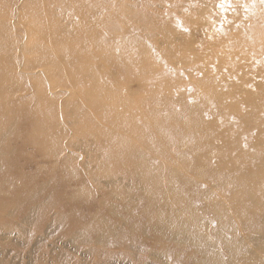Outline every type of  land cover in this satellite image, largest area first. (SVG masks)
<instances>
[{
	"label": "rangeland",
	"instance_id": "1",
	"mask_svg": "<svg viewBox=\"0 0 264 264\" xmlns=\"http://www.w3.org/2000/svg\"><path fill=\"white\" fill-rule=\"evenodd\" d=\"M11 2L0 40V264H264V190L247 184L259 173L264 185V106L246 99L264 94V0ZM42 29L53 56L30 62L41 54L29 38L48 48ZM224 101L220 121L201 111ZM192 114L199 125L210 115L230 147L193 151L216 134H197L184 121Z\"/></svg>",
	"mask_w": 264,
	"mask_h": 264
},
{
	"label": "bare ground",
	"instance_id": "2",
	"mask_svg": "<svg viewBox=\"0 0 264 264\" xmlns=\"http://www.w3.org/2000/svg\"><path fill=\"white\" fill-rule=\"evenodd\" d=\"M3 1H9V4H7L5 7H6V9L4 8V7H2L4 4H2V5H0V40H2L4 37H6L7 36V34H8V26H7V24H8V19L9 18H5V17H10V16H14V14H16L15 12H14V10H13V3L11 2V0H0V3L1 2H3ZM99 2H103V1H105V0H98ZM228 1V0H227ZM249 1V0H248ZM257 2H260V4L262 3V1H257ZM55 3V2H54ZM237 3V2H236ZM79 4H80V1H78L77 3H76V5H74V8H77L78 6H79ZM213 5V4H212ZM211 7V6H210ZM213 7H214V5H213ZM216 7V6H215ZM33 10V6L32 5H29L28 6V11H32ZM205 12H207V11H205ZM204 12V13H205ZM11 14V15H10ZM207 14H208V12H207ZM220 14V13H219ZM22 16V14H20V17ZM209 16V15H208ZM207 17V16H206ZM237 21H238V19H236ZM240 20V19H239ZM235 24V23H234ZM231 28V27H230ZM232 29V28H231ZM42 37H43V39H44V41H48V42H46L47 43V45H48V48H46L45 46H40V44H37L35 41H36V39H34V40H31L30 38H29V42L31 43V46L29 47V49L30 50H35V51H37V53L39 52L40 54H41V57H40V59H30V62H37V63H40V62H43V61H46V60H48L50 57H52L53 55H50V53H48L49 51H50V46H49V44L51 43V40H52V35H53V33L50 31V30H45V29H42V34H40ZM79 49H81L82 51H83V48H79ZM75 51H77L78 49H74ZM55 51V50H54ZM7 51H4V49L1 47V43H0V54L1 55H5V53H6ZM47 52V53H46ZM56 52V54H54L55 55V57H56V55L58 54V56L59 57H62V59L60 60V61H58L59 63H58V66H59V68H60V70H61V72L63 73L64 72V70H65V67H66V70L68 71L67 72V77H68V79L72 82V83H69L70 85H76V82L75 81H77V80H80L81 78L79 77V75H77V74H75L74 73V71H73V69L72 68H70L69 67V65H68V68H67V66H65V60L63 59V57H64V55H65V51H62V52H58V51H55ZM35 53V52H34ZM39 55V54H38ZM25 56V55H24ZM3 57V56H2ZM1 57V58H2ZM31 57V56H30ZM37 57V56H36ZM58 57V58H59ZM9 58V57H8ZM26 58V57H25ZM28 58V57H27ZM32 58H33V56H32ZM23 59V58H22ZM3 60V59H2ZM4 61H6V60H4ZM25 61V60H24ZM67 63V62H66ZM148 64H149V62H148ZM147 64V65H148ZM253 69V68H252ZM246 63H244V64H241L240 65V67H239V70H243L244 72H246V73H248V75L249 74H251V73H253V70H252ZM59 73V72H58ZM58 73H56V75H54V77L55 76H57L58 75ZM51 74V73H50ZM64 74V73H63ZM65 74H66V72H65ZM64 74V75H65ZM9 76V75H8ZM7 76V78H10V77H8ZM52 76V75H51ZM54 77H52V79L54 78ZM59 77H61V75L59 76ZM228 79V78H227ZM9 81V80H8ZM228 81V80H227ZM231 82H233V81H231ZM229 83V82H228ZM235 84V83H234ZM241 86H242V84H240ZM240 85L239 84H235V85H233L232 84V86L233 87H240ZM19 86V85H18ZM21 86V85H20ZM244 86V85H243ZM21 88V87H20ZM20 88H17L18 90L20 89ZM240 89H243V87L242 88H240ZM18 90H15V91H17V92H19ZM246 90V89H245ZM244 90V91H245ZM33 91H34V89H33ZM236 91H237V89H236ZM14 92V91H13ZM237 92H239L240 93V91H237ZM246 92V91H245ZM41 93V92H40ZM242 93H244V92H241L240 94H242ZM17 94V93H16ZM42 94H43V92H42ZM87 94H91L90 92H88ZM87 94H86V92H85V94H84V96L85 97H87ZM14 95V94H13ZM4 96H7V95H4ZM5 98H8V97H5ZM226 99V98H225ZM247 100H249L251 103H252V107H253V110H255V111H260V110H262L263 108H262V106H264V94H256L254 91H251V94H249L248 93V95H247V98H246ZM8 100V99H7ZM47 100V99H46ZM48 100H49V98H48ZM172 100V99H171ZM6 101V100H5ZM174 101H175V99H174ZM179 101V100H178ZM42 102H44V101H42ZM45 103V102H44ZM43 103V104H44ZM6 104H8L7 103V101H6ZM42 104V105H43ZM50 104V103H49ZM226 104H227V101H224L223 102V105H225V107L223 108L224 110H222V111H218V112H212L213 110L212 109H209V107H204V108H202V110L201 111H203L204 113H208V112H210L212 115H214V118H211L212 120H215V122H217V121H220V119H222V118H225V114H226V112H225V108H231L232 107V105H230V104H228L227 106H226ZM44 107H46L45 105H43ZM50 106V105H49ZM53 106V105H52ZM51 106V107H52ZM104 107V106H103ZM197 107V106H196ZM199 107V106H198ZM237 108H238V112L240 111L239 110V107L237 106ZM236 108V106L234 107V109L235 110H232V109H230V110H227L226 109V111H236L237 112V109ZM198 109H200V108H198ZM197 110V109H196ZM46 111V110H45ZM47 112V111H46ZM202 112V113H203ZM47 114H49V113H47ZM202 115V114H201ZM204 115V117L203 116H201L200 118H201V120H203V122H201L200 123V125L199 124H197V122H199V118L197 117L198 115H195V119H194V117H193V114L191 115V116H189L188 117V119L187 118H185L184 117V121L185 122H187L189 125H191V127L194 129V130H196L197 131V134L198 133H201L200 135H203L204 136V138L207 136H211V133L213 134V132L215 133V131L213 130V129H211L210 128V124H208V116H210V115H208V116H206L205 114H203ZM108 117V116H107ZM149 117V116H148ZM198 119H197V118ZM96 118H98V117H96ZM101 118V117H100ZM100 118H98L99 120H100V123H103V122H101V119H105L103 116H102V118L100 119ZM112 118V117H111ZM205 118V119H204ZM210 118V117H209ZM243 118H244V116H243ZM194 119V120H193ZM102 120V121H103ZM108 120V122H110V116H109V118L107 119ZM119 120V119H118ZM155 120V119H154ZM160 121H161V119H159ZM166 120V119H165ZM24 121V120H23ZM105 121V120H104ZM111 121H113V119L111 120ZM115 121H116V119H114V123L113 124H115ZM121 121V120H120ZM160 121H158L159 123H160ZM175 119L173 120V122H171L170 120H166V122L165 121H161V123H160V126H169V123H171V125L172 124H174L175 122ZM191 121H193L194 123H192ZM196 121V122H195ZM165 122V123H164ZM158 123V124H159ZM156 124V123H155ZM197 124V125H196ZM219 125V124H218ZM97 126V125H96ZM158 126V125H157ZM103 127V126H102ZM164 127V128H165ZM221 128V127H220ZM120 129V128H119ZM135 129V128H134ZM216 129H218V128H216ZM128 130V129H127ZM132 130V129H131ZM219 131H221L220 129H218ZM223 131V130H222ZM100 132V131H99ZM167 132V131H166ZM119 133H121L120 131H119ZM157 133V132H156ZM223 135H222V134ZM97 134V133H96ZM216 134V137H215V135H214V139L212 140L211 138L213 137H208V141H209V143H207V142H205V139H203V142L202 143H200V144H198L197 146H195L194 148H193V151H196V150H198V151H201L202 152V154H208V156H210V154L213 152V151H215V149L216 148H218V149H221V150H225L227 147L229 148L230 146H229V144H228V139H227V137H228V135H226L227 134V132H226V134H225V132L223 131V132H219V133H215ZM218 134V135H217ZM109 136H111V135H109ZM118 138V137H117ZM159 138V137H158ZM133 139V138H132ZM106 140V139H105ZM111 140V137H109L108 138V141H110ZM161 140V139H160ZM206 140H207V138H206ZM211 140L213 141V142H211ZM175 141H178V139H175ZM218 142L219 141V144H215L216 142ZM196 142V141H195ZM138 143V142H137ZM197 143V142H196ZM207 143V144H206ZM164 144V143H163ZM193 144H194V141H193ZM254 144L256 145L257 143L256 142H254ZM165 145V144H164ZM167 145V144H166ZM196 145V144H195ZM129 154V153H128ZM235 161V164H236V162H237V164L235 165V171L236 172H239V171H241L242 169H243V162L240 160V159H234ZM202 162V161H201ZM233 162V163H234ZM198 164V163H197ZM197 166H200V164H198V165H196V167ZM225 166V165H224ZM206 171V170H205ZM208 171H209V169H208ZM208 171H207V174H208ZM242 172H243V170H242ZM205 173V172H204ZM215 173L218 175V173H220V170H215ZM206 174V173H205ZM206 174V175H207ZM210 175V174H209ZM208 175V176H209ZM213 175H215V174H213ZM216 176V175H215ZM219 176V175H218ZM218 176H216L217 178H218ZM234 176V178H236L235 177V175H233ZM216 177H214V178H216ZM252 178H255V179H253L255 182H254V184H256L255 186L253 185V186H250V184H249V181L250 180H247V184L249 185V190L251 191V192H257V191H260V190H264V185L262 184V183H259L258 181H260V180H262L261 179V176H260V174L258 173V174H256L255 176H251ZM247 179V178H246ZM240 189L242 190H245V184L243 183V185L242 186H240ZM212 247V246H211Z\"/></svg>",
	"mask_w": 264,
	"mask_h": 264
}]
</instances>
